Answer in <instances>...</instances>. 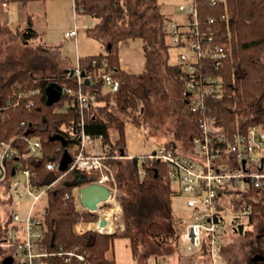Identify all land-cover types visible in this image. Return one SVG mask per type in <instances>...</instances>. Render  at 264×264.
<instances>
[{
    "label": "trees",
    "instance_id": "16d2710c",
    "mask_svg": "<svg viewBox=\"0 0 264 264\" xmlns=\"http://www.w3.org/2000/svg\"><path fill=\"white\" fill-rule=\"evenodd\" d=\"M193 2L198 11L200 27L207 28L209 15L217 16L218 26H211L217 34H221L218 39L224 41L228 53L222 69L216 70L207 57H202L197 65L199 73L217 74L222 78L225 97L221 102L211 103V111L226 123L239 115L246 124H257L264 129V0H216L214 4L212 0ZM79 3L82 12L98 19L96 25L88 29L105 38L108 44L106 53L79 60L82 71L90 76L89 83L85 81L82 84L90 98L83 112L84 127L93 137L101 140L104 160L110 167H118V181L120 186H124V165L119 158L128 153L125 131L127 121L131 120L141 127L151 123V105L155 95L161 94L166 100V82L171 80L179 87L181 104L187 109V68L182 64L170 63V49L174 42L169 25L176 19L174 15L161 11L159 0H79ZM29 24L14 31L0 19V37L11 34L22 37L24 41L31 39L36 33ZM138 38L143 40L145 69L141 73H128L120 66V45L124 40ZM108 70L120 83L116 91H112L101 78V74ZM99 75V81H95ZM52 81L64 87L78 88L75 76L70 73H63L56 78H38L31 69L18 66L3 80L0 87V141L12 140L11 144L19 149L23 157L28 149L25 136L41 140V155L36 156V160L25 159L37 171L38 176L34 181L39 183L51 182L62 173L59 167L48 169L47 163H61L64 157L72 158L78 140L68 135L67 128H78L81 125L79 110L76 105L70 104L67 94L58 103L47 104L45 88ZM112 104H115L118 113L113 110ZM186 115L192 127L190 132L183 134L178 129L175 131L176 139L168 141L174 143L177 151L183 154L191 152L201 119V115L191 111H187ZM130 162L132 173L137 176V187H129L127 194H123L125 226L113 233L78 230L81 221L93 222L96 217L87 209L80 211L75 196L66 198V194L72 193L75 186L91 182V176L80 172L70 173L51 189L45 216L47 248L57 251L60 248L68 250L77 247L85 259L73 256L66 261L63 255L55 254L46 257L45 264H117L115 258L107 256V252L113 246V238L118 236L129 238L132 253L139 258L154 254L150 248L144 253L139 252L141 237L146 233L159 246L168 237L177 236L180 242L187 220L182 223V219L172 217L176 190L164 180L166 163L150 158L149 153L135 155ZM13 165L10 162L8 166V178L11 177L10 169ZM140 165L146 171L142 179L138 174ZM227 192L223 190L220 194L224 196ZM253 193V187L246 192L248 196ZM152 199L160 201V211H154ZM252 206L246 224L235 226L233 231L241 235L243 245L248 249V256L243 263L264 264V206L257 202ZM178 224L181 226L177 229ZM8 227L9 222L0 221L2 239ZM175 228L178 230L177 235ZM206 251V248L203 249L202 254L204 260L209 261ZM232 259L233 264H241L237 259Z\"/></svg>",
    "mask_w": 264,
    "mask_h": 264
},
{
    "label": "built area",
    "instance_id": "2783aa9c",
    "mask_svg": "<svg viewBox=\"0 0 264 264\" xmlns=\"http://www.w3.org/2000/svg\"><path fill=\"white\" fill-rule=\"evenodd\" d=\"M10 1L13 0H0V9L8 10ZM186 1L187 4L179 6V10L183 12V20L176 19L169 25L174 42L170 50L176 54L174 64H182L187 68L189 75L185 78L186 103L189 112L201 115L198 134L193 138L189 154L177 151L174 143L162 142L154 145L149 156L166 163L164 180L175 186V196L183 194L186 197L183 206L188 218L180 235L181 242L190 252L206 248L210 264H228L222 249L225 228L231 225L233 229L239 224H246L254 202L264 206V129L257 124H246L239 115L226 123L211 111V103L221 102L225 97L222 78L217 74L199 73L197 65L202 57H207L216 70L222 69L228 53L224 41L218 39L221 34H217L216 29L211 26H218L217 16L209 15L207 28H202L195 3L193 0ZM214 3L216 0H212V4ZM72 4L74 15L82 12L79 0H72ZM78 30L79 27L75 24L66 35L75 38ZM73 75L78 88L63 86V90L64 95H68L70 104L76 105L81 115V125L78 128H67L68 135L77 138L78 144L67 168L62 170L56 179L46 183L35 182L38 173L34 166L25 160H36V156L41 155L42 143L39 138L24 137L28 149L23 157L20 156L19 149L11 144L12 140L0 141V185L5 186L7 191H0V198L3 197L6 201L12 199L8 215L3 221L0 220L2 223L9 222L7 233L0 244L11 248L12 257L20 260L21 264H45L44 259L55 254L63 255L66 261L73 256L80 260L85 259L84 255L77 251V247L51 251L46 243L48 228L45 216L49 208V193L70 173L80 172L91 176L90 183L104 184L110 189V196L104 205L111 208L112 212H103L100 207L92 212L98 217L92 222L95 227L91 222L83 226L81 221L79 230L84 232L92 229L112 233L117 227L123 226L120 190L115 174L112 167L106 164L104 154L94 151L98 138L93 137L84 127L83 112L90 98L84 92L82 84L90 76L83 75L79 63ZM99 77L100 75L94 80L99 81ZM101 78L112 91L118 90L120 83L110 70L103 72ZM10 162L14 165L10 169L11 177L8 178ZM59 166L60 163L56 161L47 163L48 169ZM14 167L16 170L13 174ZM138 172L141 177L146 175V171L141 167ZM16 173H21L24 180H13ZM251 187L254 188V193L248 196L246 192ZM80 188L81 186H75L72 193L66 194V198L75 196L81 211L87 208L81 203ZM223 190L228 191L224 196L220 194ZM15 195L30 198L28 210L24 215L15 210ZM229 211H232L233 215L228 224L225 220L230 214ZM102 218L107 219L106 226L100 225Z\"/></svg>",
    "mask_w": 264,
    "mask_h": 264
},
{
    "label": "rangeland",
    "instance_id": "374dc122",
    "mask_svg": "<svg viewBox=\"0 0 264 264\" xmlns=\"http://www.w3.org/2000/svg\"><path fill=\"white\" fill-rule=\"evenodd\" d=\"M47 1H48V4H50L52 0H47ZM56 1L57 2H51L53 4L50 7V26L52 25L53 26L55 25L64 26L67 23H72V19L70 18V16H69V19H67L68 18L66 14L67 10L64 8L63 4L60 3L59 0H56ZM159 2L164 8L171 9L173 12H175L176 15H179L182 12L181 10H179V6L181 4H187L188 1L186 0H159ZM71 3H72V0L70 2V7L71 5H73ZM72 15H74V12ZM12 18H13L12 19L13 24H11V26L15 28L17 25L16 13L12 14ZM63 35L64 34L62 33V30H58L55 33H52V36L49 38H47L48 35L45 36V38L42 37V35H40L38 37L27 39L26 41H24L23 38L20 36L14 37L11 34L1 36L0 37V87L3 83V80L13 70H15L17 66L18 67L32 66L34 67L35 71H37L39 67L43 66L42 62L46 60L45 61V65H46V62L49 60V58H52V59L55 58L56 52L50 48V46H52L50 44H61L59 43V41L61 40V36ZM166 86H167L166 100L163 99V96H161V94L155 95V99L151 105V110H152L151 123H149L145 127L143 126L141 127L139 125H136L131 120L127 121L141 129L140 133L143 134L144 136L139 137V140H140L141 148H143V151L147 147L150 149V151H153L155 144H160L162 142H168L173 139H176L175 131L178 129L183 134H187L190 132L192 128L191 123L188 120L189 118L186 115V112L188 111V109L183 107V105L181 104L182 95L179 91V87H177V85L174 82H172V80L166 82ZM112 108L116 113L119 112L117 108L115 107V104H112ZM59 109L62 110V108H59ZM65 109L66 107L63 108V110ZM122 117H125V116L122 115ZM97 141L98 140H96V142ZM176 141L177 143L180 144V141L178 140V138ZM100 148L101 147H98L96 149H100ZM125 156L127 155H123V156L121 155V157L119 158L121 161H123V165H124V167H122L124 168L125 179H126L123 181L124 186L123 185L120 186L119 181H118V177H117L118 167L115 166L114 168H112L115 174L116 184L120 190L119 194L121 197L120 202H121L122 210H123V206H122L123 194L124 193L125 195L127 194V192L129 191L128 189L129 187L131 188L137 187V182H136L137 176L132 173V165L130 162L131 158H127ZM140 178L142 179L143 177L140 176ZM13 180L23 181L24 177L21 173H16ZM172 187L175 188V186H172ZM0 191L2 192L6 191V187L3 185H0ZM3 194L4 193H2V195ZM29 200L30 198H28L27 196H24L23 198V197H19L15 195L14 203L17 204L15 210L19 211L21 215H24V213H26L28 210V207L30 204ZM185 200H186V197L183 196V194L182 195L179 194L175 196L174 208H172L173 209L172 217L174 219H182V223H183L185 216H184V213H182L181 211L184 210L183 203L185 202ZM9 203L10 202L6 201L3 197L0 198V220L1 221H3L4 218L8 215L7 213L10 209ZM110 204L111 203H109V205ZM160 205L161 203L159 200L152 199V207L155 212L160 211V208H159ZM105 207L107 206L106 205L101 206V208H105ZM229 212L230 214L227 215L226 220H225L226 223L228 224L230 220H232V215H233L232 211H229ZM161 214H163V210H161ZM179 216H181L182 218ZM122 221H123V226H120V229H124V226H125L123 215H122ZM79 224L80 226L87 225L86 222H83L82 225L81 223ZM180 226L178 224L177 229L178 227L180 228ZM82 229L84 228L82 227ZM177 229L175 228L176 235L178 233ZM223 235H224V243L222 244L223 245L222 249L224 252L223 255L227 259L228 264L234 263L232 258L237 259V261H239L242 264L243 260H246L248 256L247 254L248 249L244 247L241 235L239 233L234 232L233 229L231 228V225L225 228ZM141 238H142V241H141L142 243L139 248V252H143V251L146 252V250L150 248L152 249V253H155V255L158 257L164 256V254H167V253L177 254L178 258H180L181 262H183L184 264H195L194 259L196 258L201 259V250L198 252L188 251L185 246L183 247L181 245L182 244L181 241L180 242L178 241L177 236L168 237L160 246L154 243L153 238L149 236V234L147 233L143 235V237ZM0 239H2L1 236H0ZM113 239H114L113 246L111 247V250L108 251V255L110 257L115 258L117 264H138L139 263L138 261L137 263L133 257L129 238L124 237V236H118ZM9 253L12 254V249L7 246H2V244H0V264L3 263L4 259L7 257V254ZM152 259H154V257H152ZM202 262L205 264L211 263L210 258H209V261L206 259V260H203ZM202 262H198V263L202 264ZM13 264H21V263H20V260H17V258L15 257V261Z\"/></svg>",
    "mask_w": 264,
    "mask_h": 264
},
{
    "label": "crops",
    "instance_id": "0c3cea01",
    "mask_svg": "<svg viewBox=\"0 0 264 264\" xmlns=\"http://www.w3.org/2000/svg\"><path fill=\"white\" fill-rule=\"evenodd\" d=\"M69 1L71 2V0H59V2L62 3L64 8L67 10V19H69V16L72 19V23H67L64 26H50V7L53 4L51 2H57L56 0H52L50 4H48L47 0H13L10 1L8 10L0 9L1 21L4 25L9 26L14 31L21 30L22 28L28 26V24L30 23L29 25H31V28H33L36 33L35 36H32V38L38 37L40 35H42V37L44 38L48 35L47 38H49L52 36V33H55L58 30H62V33L64 35L61 36V40L59 41V43L61 44H50L52 45L50 46V48L56 52L55 58H49V60L46 62V65V60L42 62L43 66L39 67L37 71H35L34 67L32 66H25L31 69V71L34 72V75L38 78L59 77L63 75V73H69L71 69H75L78 61L81 58L107 52L108 44L106 42V39L97 36L95 32L89 30L91 27H94L96 25L98 19L92 15L80 11L77 15H72L73 5H71L70 7ZM161 11L166 14L174 15L175 19L180 21L184 18L182 13L176 15L175 12H173L171 9L164 8L163 6ZM13 13H16L17 20V25L15 28L11 26V24H13ZM75 24H77L79 27L77 36H75V38L67 36L66 32L72 29ZM118 55L121 69H123L124 71L128 73H141L145 69L146 57L142 39L138 38L124 40V42H122V44L120 45ZM175 62L176 54L174 53V51L170 50V63L174 64ZM125 131L128 149L127 156L125 157L132 158L135 157V155L139 156L151 152L148 147L144 151L143 148H141L139 137H143L144 135L140 133V128L136 127L132 123L127 122ZM98 147L101 148L96 149ZM94 151L96 153H103V145L100 139H98L94 147ZM174 200L175 195L173 197L172 202L173 208ZM181 212L184 213V220H187L188 215L185 209ZM88 223L90 222H86V224ZM118 228L119 227H117L116 230ZM79 229H81L80 225L78 226V230ZM181 243V245L184 247L185 245L183 244V242ZM109 250H111V248ZM107 256L109 258H113L108 255V252ZM133 257L136 262H139H137L138 264H184L183 262H181L180 258H178L177 254L171 253L164 254V256L160 257L156 256L155 253L143 258L135 257L134 255ZM152 257H154V259H152ZM196 259H194L195 264H199L198 262H202L204 260V255L202 254V251L201 259ZM202 264L205 263L202 262Z\"/></svg>",
    "mask_w": 264,
    "mask_h": 264
},
{
    "label": "water",
    "instance_id": "95a60500",
    "mask_svg": "<svg viewBox=\"0 0 264 264\" xmlns=\"http://www.w3.org/2000/svg\"><path fill=\"white\" fill-rule=\"evenodd\" d=\"M71 75L74 74V69H71L69 72ZM83 75L85 73L83 72ZM86 83H89V79H86ZM46 96H47V104L48 105H54L58 103L60 100H62L64 95L63 85H61L57 81H52L46 86L45 88ZM71 159H68L67 157H64L60 163L59 168L61 170H65L67 168L68 162ZM16 169L14 167L12 173L14 174ZM81 193V203L83 206H85L87 209H89L91 212L97 211L101 206L106 204L109 196H110V189L107 185L100 184V183H89L87 185H84L80 188ZM96 218H98L96 216ZM107 219L102 218L100 220L101 226L107 225ZM95 227V223L93 224ZM260 257V256H258ZM257 257V258H258ZM14 263V257H11V255L7 256L2 264H13Z\"/></svg>",
    "mask_w": 264,
    "mask_h": 264
},
{
    "label": "bare ground",
    "instance_id": "6f19581e",
    "mask_svg": "<svg viewBox=\"0 0 264 264\" xmlns=\"http://www.w3.org/2000/svg\"><path fill=\"white\" fill-rule=\"evenodd\" d=\"M89 184V183H88ZM100 210H102L103 212H112V209L109 207H105V208H101ZM109 226V225H108Z\"/></svg>",
    "mask_w": 264,
    "mask_h": 264
}]
</instances>
